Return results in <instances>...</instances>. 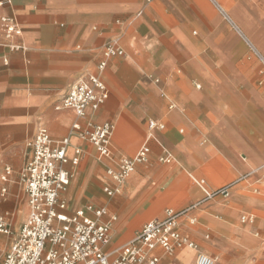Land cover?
Segmentation results:
<instances>
[{
    "label": "crops",
    "instance_id": "crops-1",
    "mask_svg": "<svg viewBox=\"0 0 264 264\" xmlns=\"http://www.w3.org/2000/svg\"><path fill=\"white\" fill-rule=\"evenodd\" d=\"M12 1L0 16L14 14L22 33L7 39L0 20V175L13 169L8 183L0 179V214L13 213L15 229L26 219L17 171L25 141L44 126L54 139L67 137L68 158L80 151L78 164L65 166L74 175L60 196L67 213L105 208L107 248L165 210L198 202L177 224L197 248L158 247L157 264H193L197 252L216 264H264V0ZM117 38L124 53L107 59L101 75L107 99L83 118L56 108L74 82L97 73L104 45ZM104 122L114 125V158L148 147L112 196L103 188L114 185L107 170L115 162L73 128ZM195 179L207 190L235 183L227 198L202 200ZM246 214L254 220L243 222ZM9 241L0 233V253Z\"/></svg>",
    "mask_w": 264,
    "mask_h": 264
},
{
    "label": "built area",
    "instance_id": "built-area-1",
    "mask_svg": "<svg viewBox=\"0 0 264 264\" xmlns=\"http://www.w3.org/2000/svg\"><path fill=\"white\" fill-rule=\"evenodd\" d=\"M12 0H0V6L12 4ZM218 9L222 11L220 7ZM4 36L7 39L20 36L22 28L12 13L0 16ZM10 49H19L21 44L10 42ZM4 46L0 43V47ZM104 58L96 66L97 73H90L74 82L63 97V107L72 109L83 118L88 107L96 110L108 97V89L102 80V72L107 59L123 55V49L117 39H110L103 47ZM264 64V58H261ZM7 64V61H4ZM159 125L151 122L150 127ZM73 128L79 131L82 138L92 142L99 157H107L115 162L117 168L107 170L114 185L105 186L104 192L109 196L118 193L121 184L133 171L134 166L145 161L148 147L143 144L131 157L114 158L111 138L114 125L110 122L101 125L88 124L83 130L78 124ZM24 163L17 171L18 185L27 198V217L14 228L15 215L5 212L0 214V233L10 238L3 253H0V264H157L159 257L155 249L161 247L166 253L172 254L177 248L197 246L188 236L177 228L179 218L195 207L198 202L180 210H165L163 218L145 222L140 231L130 241L120 247L107 248L110 241V226L99 218L106 212L105 208L95 209L87 206L86 210L76 209L67 213V205L61 199L73 178V170L65 166L71 162L73 166L79 162L80 151L75 150L72 158L66 156L68 139H54L46 127L40 126L26 141ZM167 157L164 161H170ZM13 169L5 165L0 175L4 183H8ZM195 183L203 192L202 200H210L217 196L227 198L230 195L231 182L219 188L207 190L203 180ZM7 192L6 186L1 188V196ZM86 211L94 213L89 216ZM243 222L253 221L252 215H244ZM195 221L193 217L191 223ZM193 264H216L215 259L203 252H197Z\"/></svg>",
    "mask_w": 264,
    "mask_h": 264
},
{
    "label": "rangeland",
    "instance_id": "rangeland-1",
    "mask_svg": "<svg viewBox=\"0 0 264 264\" xmlns=\"http://www.w3.org/2000/svg\"><path fill=\"white\" fill-rule=\"evenodd\" d=\"M261 64H262L263 69H264V64H263V63H261ZM18 197H19V199H21V195H19ZM14 199H15V198H14ZM22 219H23V218H22ZM22 219H21V220H22Z\"/></svg>",
    "mask_w": 264,
    "mask_h": 264
}]
</instances>
